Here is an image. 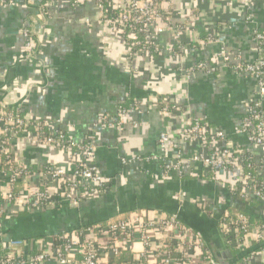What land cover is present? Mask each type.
I'll use <instances>...</instances> for the list:
<instances>
[{
    "label": "crops",
    "instance_id": "0c3cea01",
    "mask_svg": "<svg viewBox=\"0 0 264 264\" xmlns=\"http://www.w3.org/2000/svg\"><path fill=\"white\" fill-rule=\"evenodd\" d=\"M159 8L169 16H159L149 30V41L160 49L156 56L131 54L119 31L102 21L96 0H14L0 8V104L46 121L50 132L62 131L73 143L91 142L94 163L108 183L105 192L83 197L77 205L43 213L11 207L12 214L0 218V247L21 240L26 245L19 251L33 254L50 236L69 232L83 238L88 224L110 222L119 213L127 218L136 209L150 216L156 210L177 214L200 233L219 235L213 215L239 205L229 192L240 167L220 170L210 180L194 165L180 176L156 162L123 164L121 158L160 153L161 132L170 141L167 160L177 151L191 155L198 142L179 136L191 121L203 120L222 130L233 146L247 148L256 163L260 160L259 148L238 132L258 86L235 65L259 56L253 33L264 34V0H160ZM159 99L175 109L157 108ZM261 104L264 113V98ZM120 108L127 110L123 118L117 115ZM19 144L20 158L34 169L53 162L69 167L65 149L33 152L25 141ZM199 199L212 207V216L195 206ZM259 206L246 209L258 215ZM129 245L118 263L140 257L142 243L136 238ZM256 249L239 264H264V246Z\"/></svg>",
    "mask_w": 264,
    "mask_h": 264
},
{
    "label": "built area",
    "instance_id": "2783aa9c",
    "mask_svg": "<svg viewBox=\"0 0 264 264\" xmlns=\"http://www.w3.org/2000/svg\"><path fill=\"white\" fill-rule=\"evenodd\" d=\"M96 1L102 21L119 31L129 43L131 54L149 52L148 44L152 43L149 30L159 18V3L155 0ZM13 3L14 0H0V8ZM23 34L28 35L26 28ZM253 35L259 56L250 63L238 62L235 70L255 78L258 93L249 104L238 132L246 136L249 144L259 148L262 157L255 162L256 172L264 175V113L261 104L264 98V34L257 30ZM30 43L28 40L27 47ZM198 67L205 65L200 63ZM125 113L127 110L120 108L118 118H123ZM47 126L46 121L29 118L19 108L6 109L0 104V218L12 214L11 207L15 206L43 213L64 205H77L83 197L105 192L108 183L94 163L95 146L88 141L73 143L62 131L50 132ZM179 140L198 142L199 148L188 156L177 151L172 160H167L170 141L167 134L161 132L158 138L160 153L141 160L138 156L122 157L121 162H156L165 172L175 169L180 175L194 165L197 173L202 176L210 173L214 177L220 170L238 169L242 155H253L247 148L233 146L222 130L210 128L203 120L191 121L181 132ZM23 141L32 146H55L67 150L69 167L53 162L34 169L19 156V143ZM239 170L241 174L235 180L239 179L240 184L236 185L245 200L253 198L262 205L263 223L251 218L250 212L234 214L224 208L213 215L214 210L205 200L196 201L199 210L216 219L221 218L218 232L224 237L226 247L237 252L235 262L240 256L241 261H247L255 247L260 250L264 246V182L257 188V180L244 174L241 168ZM100 237L106 241H99ZM136 238L143 245L140 257L133 260L136 264H213L211 251L201 234L183 224L176 214H164L159 210L152 216L140 211L104 226H88L83 238L69 232L58 233L47 238L45 246L35 254L23 255L19 249L26 244L10 239L1 244L4 255L0 257V264H115L110 258L128 250L130 242ZM150 256L155 260L149 261Z\"/></svg>",
    "mask_w": 264,
    "mask_h": 264
},
{
    "label": "trees",
    "instance_id": "16d2710c",
    "mask_svg": "<svg viewBox=\"0 0 264 264\" xmlns=\"http://www.w3.org/2000/svg\"><path fill=\"white\" fill-rule=\"evenodd\" d=\"M47 0H43V2H46ZM160 0H155V3H159ZM158 13H159V16H161L162 18H166L167 16H169V11H165V12H162L161 9L159 8L158 10ZM140 38H143V35L140 34ZM157 48V50L155 49ZM176 48V47H175ZM160 49L155 46L153 43H149L148 44V51H149V54L153 55V56H156L158 55V51ZM173 104L171 103H168L166 100L164 99H159L157 101V108L161 109L163 106H167L169 111H172L173 109H175L173 106ZM123 107H129V105H121ZM209 126V125H208ZM241 158L243 159L241 161V163L239 164L240 165V168L242 169V172L244 174H250L252 177H254L256 180H257V188H260V184L262 182H264V175L263 174H257L256 172V168H257V164L255 163L254 161V158L250 155V154H245V155H242ZM200 171V170H199ZM204 176H208L207 178L212 180L213 176L210 174V173H205ZM212 177V178H211ZM230 195L231 197L234 199V200H237L239 202V205H237V207H231V206H228L227 209L230 213H249V211H247L246 209V206L247 204L249 205H253V206H259L260 203L257 202L256 200H254L253 198H248L247 200H245L243 197H242V194H241V191H240V188L239 186L235 185L234 186V189H230ZM146 210H152V209H147ZM26 211V210H25ZM29 212V211H28ZM236 212V213H235ZM19 213H24V212H19ZM26 213V212H25ZM177 215V214H176ZM251 215L253 219H256L258 220L260 223H263V219H262V216L260 215V212L258 213V215L255 213V215L253 214H249ZM178 216V215H177ZM126 217V214L125 213H119V215H115L113 216V218L110 220V221H117V220H122V219H125ZM178 219L183 223L185 224L186 226L190 227L187 223H185L180 217H178ZM215 221H216V228L218 227V225L221 223V218H214ZM213 219V220H214ZM108 221L106 220H102V221H99V222H95V223H90L88 224V226L90 227H93V226H96V225H101V226H104ZM87 226V227H88ZM192 228V227H190ZM193 230H195L196 232L199 233V231L196 229V228H192ZM220 235V234H219ZM220 237L222 238L223 236L220 235ZM224 238V237H223ZM224 240V239H222ZM203 241L205 242V240L203 239ZM224 242V241H223ZM206 244V242H205ZM207 248L210 250V248L208 247V245L206 244ZM1 249V247H0ZM231 253H232V256H235L236 255V251L233 250V249H230ZM2 251H0V254H1ZM39 252V251H37ZM36 252V253H37ZM123 252H126L125 251H121L120 254L118 256H116L115 258L111 259V262L115 263V264H123V262L121 263H118L116 258H118ZM35 254V253H33ZM0 257H2V255H0ZM78 258H76V261H77ZM240 258L237 259V261L235 262V264H239L241 263L240 262ZM126 264H136L134 261H127Z\"/></svg>",
    "mask_w": 264,
    "mask_h": 264
},
{
    "label": "water",
    "instance_id": "95a60500",
    "mask_svg": "<svg viewBox=\"0 0 264 264\" xmlns=\"http://www.w3.org/2000/svg\"><path fill=\"white\" fill-rule=\"evenodd\" d=\"M31 148V150L39 151L45 149L39 146H26L25 148ZM190 227L195 228L194 224H188ZM200 233V232H199ZM202 238L206 240L208 247L212 254L213 264H235L233 256L229 248L226 247L220 235L216 233H200Z\"/></svg>",
    "mask_w": 264,
    "mask_h": 264
},
{
    "label": "rangeland",
    "instance_id": "374dc122",
    "mask_svg": "<svg viewBox=\"0 0 264 264\" xmlns=\"http://www.w3.org/2000/svg\"><path fill=\"white\" fill-rule=\"evenodd\" d=\"M161 169H163L162 168V166H161ZM181 176V175H180ZM237 181L236 182H234V184L236 185V183H238V184H240V181H239V179H236ZM258 201V200H257ZM194 204H195V206H196V201L194 202ZM262 206V205H261ZM260 207V206H259ZM261 208H259V212H261ZM135 212L134 213H132V214H130V215H133V214H136L137 212H140L141 210L140 209H136V210H134ZM258 212V213H259ZM210 216V215H209Z\"/></svg>",
    "mask_w": 264,
    "mask_h": 264
}]
</instances>
